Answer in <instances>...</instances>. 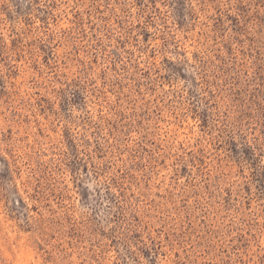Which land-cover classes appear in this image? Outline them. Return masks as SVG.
Segmentation results:
<instances>
[{"label":"rangeland","instance_id":"374dc122","mask_svg":"<svg viewBox=\"0 0 264 264\" xmlns=\"http://www.w3.org/2000/svg\"><path fill=\"white\" fill-rule=\"evenodd\" d=\"M0 264H264V0H0Z\"/></svg>","mask_w":264,"mask_h":264}]
</instances>
